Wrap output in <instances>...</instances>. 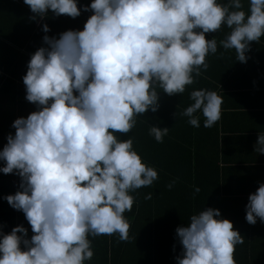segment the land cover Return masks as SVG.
Masks as SVG:
<instances>
[{
	"label": "clouds",
	"instance_id": "9594fccd",
	"mask_svg": "<svg viewBox=\"0 0 264 264\" xmlns=\"http://www.w3.org/2000/svg\"><path fill=\"white\" fill-rule=\"evenodd\" d=\"M31 21L91 15L82 30L47 35L31 54L22 77L25 99L35 105L27 117L16 118L0 150V172L19 177L18 190L3 197L22 212L31 227H0V264H85L94 256L91 237L129 238L124 213L135 202L130 193L151 186L157 170L143 162L133 140H122L135 127L137 116L159 109L161 89L168 96L183 94L194 76L209 65L206 57L219 43L235 50L246 63L253 42L264 37V0H23ZM223 55V54H221ZM193 103L182 116L200 127L221 118L222 97L213 90H193ZM175 116L177 113L174 114ZM169 128L149 126V135L162 143ZM254 151L264 154V132ZM175 181L168 184L171 189ZM199 193V187L195 188ZM152 199V193L144 197ZM245 219L264 223V183L250 193ZM181 245L176 264H236L235 247L243 238L219 209L204 208L176 228ZM23 246V247H22ZM175 251V245L173 246Z\"/></svg>",
	"mask_w": 264,
	"mask_h": 264
},
{
	"label": "crops",
	"instance_id": "0c3cea01",
	"mask_svg": "<svg viewBox=\"0 0 264 264\" xmlns=\"http://www.w3.org/2000/svg\"><path fill=\"white\" fill-rule=\"evenodd\" d=\"M78 2L80 3L79 0ZM219 2L227 3L228 0ZM242 3L244 10L247 11L248 0H242ZM32 15L31 12H15V24L0 32V150L7 143V135L10 132L15 133V129L11 127L13 121L21 116L27 117L35 110V105L25 99L22 77L26 74L31 54L37 48L45 46L42 43L45 33L40 23L48 24L50 32L47 35L58 37L59 33L69 29L82 30L91 13L82 12L75 19L62 15L38 21H31L29 17ZM14 30L15 56L8 52V46H12L7 38L8 32ZM229 31L224 26L217 33L206 34L207 39L215 37L217 40V53L206 57L209 65L207 71L201 70V76H194L195 82L187 86L183 94L168 96L161 89H157L160 92L158 111L153 113L149 110L144 115L137 116V123L129 134L117 135L122 140L131 138L134 149L143 161L158 163L156 168L158 178L187 176L185 170L165 171L164 162L174 160L179 162L190 158L194 160L196 155L198 159L200 157L208 160L212 155L213 142L219 166L228 167L219 168L222 176L219 177L218 188L220 191L226 190L232 198H244L245 207L249 194L256 191L259 183H264V154L254 151L259 132H264V37L259 43L251 44V51L246 54L249 59L246 63H241L237 61L234 49L225 50L220 46L219 42ZM13 64L15 79L9 75L10 66ZM202 88L216 91L223 99L221 118L211 128L204 127L201 112L195 114L200 119L199 128L191 126L188 117L180 114L193 103L189 98L190 92ZM150 125L170 129L162 143L156 142L154 137L149 135ZM174 145L190 147L184 148L185 152L182 153L180 152L182 149L174 148ZM172 182L166 181L164 186L166 188H160V191L169 189L167 186ZM210 182L209 179H205L199 184L202 189L207 190ZM175 185L172 188L175 189ZM176 187L179 192L181 188L177 185ZM144 188L140 190H145ZM189 222L190 220L177 219V224ZM256 223L264 224L259 218ZM89 239L92 242L94 256L85 264H170V260L154 262L153 259L157 255L169 259L177 253L162 248L163 245L159 243L157 246L152 245L150 240L140 233L129 234L127 241H120L118 235L89 236ZM144 243L147 245H142Z\"/></svg>",
	"mask_w": 264,
	"mask_h": 264
},
{
	"label": "trees",
	"instance_id": "16d2710c",
	"mask_svg": "<svg viewBox=\"0 0 264 264\" xmlns=\"http://www.w3.org/2000/svg\"><path fill=\"white\" fill-rule=\"evenodd\" d=\"M79 1V5L91 3V0ZM15 12L31 11L23 0H0V24H2L0 32L15 24ZM50 17L56 18L51 11H49L47 18ZM40 25L42 26L43 23L41 22ZM8 33L7 38L12 46H8V52L15 56V30ZM9 75L15 79L14 64L10 66ZM174 146V148L180 147L182 149L180 152L182 153L185 152L186 147H190L189 145ZM218 161L215 144L213 145L212 142V155L208 160L200 159V157L198 159V155H196L194 160L190 158L179 160V162H176V160L164 162L165 171L185 170L187 176L159 177L151 186L145 187V190L138 189L130 193L134 196L135 202L132 210L125 212L126 219L130 225L129 234L140 233L146 236L152 245L157 246L159 243L163 245L162 248L179 253L181 245L178 242L175 230L177 227L187 226V224H177V219L190 220L188 218L192 215L198 214L204 208L211 207L220 210L221 218L232 221L234 229L238 230L243 238L244 242L235 247L234 259L236 264H264V224H249L245 219L244 198H232L231 194L227 193L226 190H219V177L222 176L219 168L228 169V167H220ZM143 162L155 169L158 168V163L155 161ZM2 166L3 162L0 161V167ZM205 179L211 181V185L207 190L202 189L199 184ZM166 181H175L174 185L179 186L181 190L178 192L175 185V189L160 191V188H166L164 187ZM18 185V176L6 175L0 172V227H2L4 233H8L13 227L23 225L28 228V237L31 238L33 233L24 214L14 210L3 199L6 195L14 194L18 190ZM196 187H199V193L195 192ZM183 190L186 192H182ZM148 193H152V199L150 200L144 198ZM142 245H147V243ZM174 245L175 251L173 250ZM177 253L169 259L157 255L153 261L159 262L163 260L169 262L170 260L172 264H176L175 257L178 255Z\"/></svg>",
	"mask_w": 264,
	"mask_h": 264
}]
</instances>
